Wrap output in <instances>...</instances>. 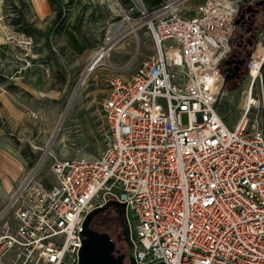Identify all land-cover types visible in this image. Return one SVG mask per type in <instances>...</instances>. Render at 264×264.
<instances>
[{
  "label": "built area",
  "instance_id": "obj_1",
  "mask_svg": "<svg viewBox=\"0 0 264 264\" xmlns=\"http://www.w3.org/2000/svg\"><path fill=\"white\" fill-rule=\"evenodd\" d=\"M241 2L206 0L190 18L176 2L143 7L156 54L112 78L102 157L57 161L49 189L27 173L8 206L17 226L0 218V264H79L85 221L109 202L126 208L135 264H264L263 90L234 129L217 110ZM2 11L0 44L28 57L34 38ZM247 70L263 83L264 40Z\"/></svg>",
  "mask_w": 264,
  "mask_h": 264
},
{
  "label": "rangeland",
  "instance_id": "obj_2",
  "mask_svg": "<svg viewBox=\"0 0 264 264\" xmlns=\"http://www.w3.org/2000/svg\"><path fill=\"white\" fill-rule=\"evenodd\" d=\"M0 1L5 23L30 35L36 44L28 57L15 55L10 61L1 53L2 47H9L0 44V218L16 227L8 206L27 173L35 169L36 185L49 189L58 183L53 173L57 161L102 157L110 137L103 106L112 78L119 73L132 76L141 61L156 54L152 37L140 22L143 7L154 12L176 2L180 15L190 18L206 0H115V4L113 0H40V10L34 0ZM241 1V8L264 2ZM59 11L61 20L56 22ZM118 25L121 30L112 36L116 46H109L108 39ZM256 25L252 52L264 40V10ZM239 37L235 29L231 50L239 44ZM106 48L104 58L86 76L98 53ZM221 73L222 96L217 110L231 129L244 114L251 91L254 98L262 99L264 77L263 83L257 80L253 84L247 72L230 80L222 69ZM7 92L16 97L17 110L3 108L2 96ZM248 117L250 126L263 118L258 110ZM91 228L108 234L116 248L125 250L113 210L98 215Z\"/></svg>",
  "mask_w": 264,
  "mask_h": 264
},
{
  "label": "water",
  "instance_id": "obj_3",
  "mask_svg": "<svg viewBox=\"0 0 264 264\" xmlns=\"http://www.w3.org/2000/svg\"><path fill=\"white\" fill-rule=\"evenodd\" d=\"M239 16V19L235 21V26H238L242 19L241 14ZM110 209H115L117 212L122 229L123 241L129 248L132 247L125 206L117 202H109L103 208L90 213L85 221L83 232L81 234L83 246L79 255V264H124L125 257H116V244L110 236L105 233L96 232L91 228L93 220L98 215ZM129 264H135L132 254L129 255Z\"/></svg>",
  "mask_w": 264,
  "mask_h": 264
},
{
  "label": "flooded vegetation",
  "instance_id": "obj_4",
  "mask_svg": "<svg viewBox=\"0 0 264 264\" xmlns=\"http://www.w3.org/2000/svg\"><path fill=\"white\" fill-rule=\"evenodd\" d=\"M263 10L264 2H259L254 5L252 4L241 8L239 15L241 14L242 19L240 20L239 25L235 26V29L238 31L240 36V42L236 48L231 50V54L221 67L227 80L239 79L246 72L248 73L247 64L258 32L256 19ZM239 17L237 19H239ZM123 246L125 250L116 248V257L124 256V264H129V247L124 241Z\"/></svg>",
  "mask_w": 264,
  "mask_h": 264
},
{
  "label": "crops",
  "instance_id": "obj_5",
  "mask_svg": "<svg viewBox=\"0 0 264 264\" xmlns=\"http://www.w3.org/2000/svg\"><path fill=\"white\" fill-rule=\"evenodd\" d=\"M35 1V5L36 7L40 10L41 9V4H40V0H34ZM1 53L3 55V57L10 61L12 60V56H20L22 58H26V57H23L24 55H19V54H16L14 52L11 51V49L9 48H6V47H2L1 48ZM16 100V97H13L9 94V92H7V94H3L2 96V105H3V108L7 111H10L11 109L13 110H17L15 104H14V101ZM18 100H19V97H18ZM234 128V127H233ZM231 128V129H233Z\"/></svg>",
  "mask_w": 264,
  "mask_h": 264
},
{
  "label": "bare ground",
  "instance_id": "obj_6",
  "mask_svg": "<svg viewBox=\"0 0 264 264\" xmlns=\"http://www.w3.org/2000/svg\"><path fill=\"white\" fill-rule=\"evenodd\" d=\"M114 4L116 3L115 0H113ZM121 25L116 26L112 32H111V37L108 39V45H113V47L116 46V43L114 41V39H112V36H114L117 32H119L121 30ZM133 31H135L134 28H132ZM107 53V48L101 50L98 55L96 56V59L94 60V62L90 65V67L87 69L86 71V76L91 73L95 68L96 65L104 58V55Z\"/></svg>",
  "mask_w": 264,
  "mask_h": 264
},
{
  "label": "trees",
  "instance_id": "obj_7",
  "mask_svg": "<svg viewBox=\"0 0 264 264\" xmlns=\"http://www.w3.org/2000/svg\"><path fill=\"white\" fill-rule=\"evenodd\" d=\"M61 16H62V12L59 11V12L57 13L56 22H59V21L61 20ZM111 210H113L114 213H117L115 209H111ZM117 216H118V215H117ZM118 221H119V219H118Z\"/></svg>",
  "mask_w": 264,
  "mask_h": 264
}]
</instances>
